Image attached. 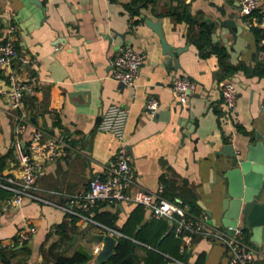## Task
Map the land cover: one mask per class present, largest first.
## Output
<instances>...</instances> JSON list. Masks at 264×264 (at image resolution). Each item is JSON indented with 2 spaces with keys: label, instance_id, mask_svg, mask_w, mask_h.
Wrapping results in <instances>:
<instances>
[{
  "label": "crops",
  "instance_id": "1",
  "mask_svg": "<svg viewBox=\"0 0 264 264\" xmlns=\"http://www.w3.org/2000/svg\"><path fill=\"white\" fill-rule=\"evenodd\" d=\"M184 7L189 20L179 16ZM228 15L243 27L235 35L227 27H219ZM148 18L161 21L167 43L179 52L174 51L173 56L164 52L159 35L145 22ZM195 22L209 24L212 44L202 50L195 40L201 26H194ZM8 23L16 24L17 46L30 58V62L17 60L13 64L16 75L24 79L37 74L42 79L37 95L23 101L21 110L29 125L18 137L27 142L32 129L38 127L45 136H62L71 146L57 160L46 162L44 174L37 179L40 188L76 194L87 190L91 177L104 173L105 165L115 157L118 141L111 133L98 130L97 124L110 104L119 103L128 109L124 136L135 175L131 191L138 187L154 191L163 182L167 199L187 205L192 213L206 215L209 224L222 227V179L214 151L223 143L245 149L257 133L264 135V112L260 109L264 77L243 69L230 74L244 86L237 84L236 119L225 120L220 83L228 75H223L213 46L223 48L225 65L242 64L248 70L256 64L264 66V36L258 39L252 30L259 28L264 35L258 11L243 14L238 0H148L145 4L143 0H0V42ZM122 44L145 55L134 91L111 77L109 59ZM7 72L0 69V155L8 154L0 174L18 176V163L9 154L17 135L3 94L8 86ZM180 75L196 82V90L185 104L179 103L171 90L172 79ZM149 96L159 101L152 116L144 110ZM194 119L197 126L182 139V131ZM41 195L67 205L60 194ZM85 213L118 229L122 237L162 253L168 264L174 260L229 264L225 246L204 237H195L184 252L180 244L177 256L138 241V231L153 219L141 205L98 201ZM162 220L167 221V228L161 239L172 232L169 220ZM24 224L35 225L37 231L20 247L13 237ZM98 233L106 234L92 222L29 198L0 214V245L17 249L10 264H52L56 256L76 251L89 254L88 262L96 264L93 249L102 245L94 237ZM246 237L257 250V264H264V242L252 240L250 231ZM173 239L165 243L170 250ZM138 253L145 256L146 251L139 249Z\"/></svg>",
  "mask_w": 264,
  "mask_h": 264
},
{
  "label": "built area",
  "instance_id": "2",
  "mask_svg": "<svg viewBox=\"0 0 264 264\" xmlns=\"http://www.w3.org/2000/svg\"><path fill=\"white\" fill-rule=\"evenodd\" d=\"M7 1V0H3ZM243 14L258 11V20L264 25V4L262 0H238ZM246 27L248 25L245 24ZM16 24L6 25V34L0 42V69L8 70L7 88L3 91L8 108L15 123L17 137L12 143L16 162L20 169L18 176L0 174V187L9 194L0 199V214L14 206H19L24 198L33 199L43 203L53 204L62 209L67 215L77 216L92 222L105 230V233L116 238L122 237L121 231L114 227L103 225L90 216L88 211L98 201L128 202L141 205L153 218H164L171 221L175 237L181 241V251L189 249L195 237H204L225 246L228 251L229 264H257L256 248L246 237V230L238 222L229 234L223 227L209 224L204 214L192 213L187 205L171 201L164 196L165 184L159 183L156 190H147L142 187L131 191L135 184V175L131 169V154L124 136L128 119V109L119 103L110 104L101 116L97 129L109 132L118 141L115 157L105 165L102 175H95L88 181L87 190L76 194L59 193L53 190H43L37 184V179L44 174L47 161H55L63 155L69 143L62 136H45L41 128H33L30 139L25 142L18 135L29 125L27 115L21 110L26 97H34L39 92L42 79L33 74L27 78H19L13 70V64L20 60L30 62V58L23 55L17 46ZM145 55L129 44L117 47L116 53L109 59L111 77L125 87L134 91L137 87L140 67ZM171 90L179 103L185 104L196 90V82L187 75L176 76L171 81ZM220 92L223 99L222 116L225 120H235V107L237 101V83L232 75L226 76L220 83ZM159 108V101L155 96H149L145 103V113L154 115ZM264 112V100L260 103ZM46 195L60 194L67 199V205L50 201ZM37 231L35 225L24 224L13 237V243L18 246L25 245ZM99 246L93 252L97 254ZM171 264H182L174 260Z\"/></svg>",
  "mask_w": 264,
  "mask_h": 264
},
{
  "label": "water",
  "instance_id": "3",
  "mask_svg": "<svg viewBox=\"0 0 264 264\" xmlns=\"http://www.w3.org/2000/svg\"><path fill=\"white\" fill-rule=\"evenodd\" d=\"M145 22L159 35L165 53L173 56L174 51L179 52L167 43L161 30V21L155 22L148 18ZM218 24L219 27L230 29L234 35L243 29L233 15H228ZM174 63L179 66L177 58ZM233 80L239 86H244L238 77H233ZM182 119L183 116L180 117ZM191 124L185 126L186 130L181 133L182 139L189 137L197 126L196 119ZM180 130H183V126ZM214 158L215 167L222 179L221 226L233 234V228L240 222L246 231L252 233V240L256 243L264 242V135L257 133L255 140L248 143L245 149H237L232 143H223L214 151ZM94 237L102 243L95 256V263L101 264L112 256L118 239L104 233L95 234Z\"/></svg>",
  "mask_w": 264,
  "mask_h": 264
},
{
  "label": "trees",
  "instance_id": "4",
  "mask_svg": "<svg viewBox=\"0 0 264 264\" xmlns=\"http://www.w3.org/2000/svg\"><path fill=\"white\" fill-rule=\"evenodd\" d=\"M148 0H143L144 4ZM173 1V0H171ZM137 10H133V12H136ZM179 16L184 19H188L186 7H184V10L179 12ZM194 26H201V34L197 37L196 44L200 50L203 48L209 46L211 43L209 34H210V28L209 24L206 22H195ZM255 36L259 39L262 38L264 35L261 33V30L259 28H253L252 29ZM214 51L219 53V63L221 66H223V75H230L236 72L238 69H243L244 71L250 72L251 74L264 77V66L262 63L256 64V66L248 70L246 67H243L244 65L239 64L237 66H229L224 64V50L222 47H219L218 45H214ZM264 48V46L262 47ZM9 154L14 155L13 148L9 152ZM8 154L6 155H0V170L4 167L5 160ZM9 194V192L0 187V199L6 197ZM106 224H113V221H105ZM167 228V221L162 220V218L156 219L153 218L148 223H146L140 231H138L136 235V239L140 242H143L145 244H148L162 252H171L170 254H173L177 256V252L179 251V246L181 244V241L179 238L175 237L173 229L172 232L161 239L162 235L166 231ZM173 239L172 249H168L165 246V243L167 241H170ZM24 246V245H22ZM20 246V247H22ZM139 249H143L146 251L145 256L139 255L138 251ZM17 249L16 246L13 247H7L0 245V264H10L12 261V258L16 255ZM90 255L87 253H83L82 251H76L72 255H58L55 257L52 264H90L88 262ZM144 261L145 264H168L169 260L162 254L154 250L146 249L139 243H137L134 240H131L126 237H119L117 240V244L115 246L114 253L112 256L105 262L101 264H137L139 262Z\"/></svg>",
  "mask_w": 264,
  "mask_h": 264
}]
</instances>
